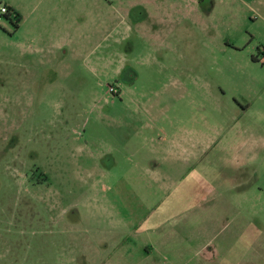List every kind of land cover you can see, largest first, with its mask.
Returning a JSON list of instances; mask_svg holds the SVG:
<instances>
[{
    "label": "rangeland",
    "instance_id": "rangeland-1",
    "mask_svg": "<svg viewBox=\"0 0 264 264\" xmlns=\"http://www.w3.org/2000/svg\"><path fill=\"white\" fill-rule=\"evenodd\" d=\"M3 5L0 264H264V0Z\"/></svg>",
    "mask_w": 264,
    "mask_h": 264
},
{
    "label": "trees",
    "instance_id": "trees-1",
    "mask_svg": "<svg viewBox=\"0 0 264 264\" xmlns=\"http://www.w3.org/2000/svg\"><path fill=\"white\" fill-rule=\"evenodd\" d=\"M7 8L8 14L6 15V19L13 25L14 30H17L19 28L21 17L12 7Z\"/></svg>",
    "mask_w": 264,
    "mask_h": 264
},
{
    "label": "built area",
    "instance_id": "built-area-1",
    "mask_svg": "<svg viewBox=\"0 0 264 264\" xmlns=\"http://www.w3.org/2000/svg\"><path fill=\"white\" fill-rule=\"evenodd\" d=\"M7 14H8V8H7V6L6 5L0 6V24L6 18V15Z\"/></svg>",
    "mask_w": 264,
    "mask_h": 264
},
{
    "label": "flooded vegetation",
    "instance_id": "flooded-vegetation-1",
    "mask_svg": "<svg viewBox=\"0 0 264 264\" xmlns=\"http://www.w3.org/2000/svg\"><path fill=\"white\" fill-rule=\"evenodd\" d=\"M118 77L120 78L121 77V72L119 73ZM113 91L114 93L117 92L119 95L122 93L120 90H121V87L119 86H109Z\"/></svg>",
    "mask_w": 264,
    "mask_h": 264
},
{
    "label": "crops",
    "instance_id": "crops-1",
    "mask_svg": "<svg viewBox=\"0 0 264 264\" xmlns=\"http://www.w3.org/2000/svg\"><path fill=\"white\" fill-rule=\"evenodd\" d=\"M6 6L7 7H11L10 5H6ZM12 8L17 12V10L14 7H12ZM107 217L108 218H118L117 216L104 215L105 219H107ZM148 253H151V251H149ZM133 264H138V262L137 263H133Z\"/></svg>",
    "mask_w": 264,
    "mask_h": 264
}]
</instances>
